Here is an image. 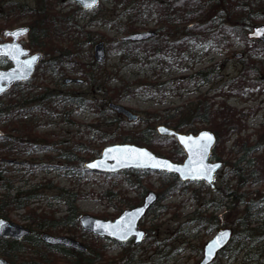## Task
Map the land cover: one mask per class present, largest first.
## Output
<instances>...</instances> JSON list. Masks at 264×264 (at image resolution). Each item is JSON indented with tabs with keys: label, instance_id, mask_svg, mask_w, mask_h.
I'll return each instance as SVG.
<instances>
[{
	"label": "rangeland",
	"instance_id": "1",
	"mask_svg": "<svg viewBox=\"0 0 264 264\" xmlns=\"http://www.w3.org/2000/svg\"><path fill=\"white\" fill-rule=\"evenodd\" d=\"M18 1L20 4L27 3L31 8L38 7L34 0ZM39 1L43 0L37 2ZM45 3H50L51 7L46 10L49 15L43 21L44 24L42 23L48 34L52 35L50 50L43 55L41 50L29 46L28 34L19 39L31 54L41 53L42 59L29 81L14 86L0 96V108L10 99L16 100L17 94L24 96L27 93L29 96L39 94L43 90L77 95L85 93L92 100L94 107L89 105L82 107L72 105L66 109L56 107L55 113L49 114L30 102L26 104L25 109L11 112L9 118L14 120L13 123L18 125L22 121L33 123L32 131L38 137L8 134L13 136L17 149L10 155L0 153V198L6 193L18 194L20 197L35 194L36 197L29 199L25 208L9 211L6 219L29 228L32 234L30 237L33 238L36 237L34 231L37 230L40 234L77 238L90 250L105 245L104 258L99 264H126L121 255L124 249L114 241L94 238L89 233L80 236L77 222L66 225L59 223L39 230L26 216L27 211L45 216L54 222L61 221L69 211L66 199L74 195L76 218L81 214H89L113 219L121 210L127 208L123 199L140 201L147 191H154L159 195L164 181L169 179L167 175L170 174L150 170H125L103 174L84 169L83 163L91 160V155L99 153L103 147L120 143L113 137L114 135L129 133L135 135L147 126L155 130L156 125L164 124L163 118L173 116L176 112L182 113L186 105L195 103L199 98H209V102L213 103V109L225 104L244 113L245 117L242 118L245 120H241L244 128L239 134L228 133L221 139L222 144L215 143L228 170L233 168V163L239 157L235 155L234 158L230 153L236 149L232 143L237 137L248 138L252 143L258 141L264 146V134L261 132L264 123V88L257 87V83L264 84V74H248L246 78L255 85L243 86L240 94H235L229 88L231 82L242 71V59L248 60V56L249 59L252 56L255 60L261 58L255 56L259 43L248 40L246 35L242 38L237 34V30L229 33L227 28H223L229 37L228 44L221 47L216 45L220 34L214 33L216 32L214 28L207 27L200 31L198 38H189L183 32L184 27H179L172 34L161 32L154 37H157L159 43L163 41V36L170 41H179L182 43L179 45L180 50L174 53L173 47L166 45L164 48L157 47L162 52H156L151 56L135 48L126 51L120 47L118 40L124 34L121 33L122 28L119 26L128 23L126 10L122 5L99 0L95 8L83 14L77 10L72 0H46ZM255 7L263 10V17L251 24L252 27L264 23V0H257ZM216 10V6L210 8L197 22L210 21ZM61 15L71 16L75 26L65 27L58 19ZM156 18V15L151 14L142 22L134 23L135 30L132 33L159 30ZM30 20L26 17L20 18L12 28L31 24L33 17ZM1 22L0 20V25ZM76 27L79 30L73 33ZM250 29L248 28L247 32ZM2 31L4 30L0 29V42L9 40L2 36ZM84 32H89L86 39L83 36ZM98 41L104 43L105 58L93 74L101 75L100 82L105 80L104 86L96 88L87 81L64 83L65 79L82 78L77 71L80 66L92 69L94 62L92 48ZM53 49L65 51L67 55L61 59L64 63L62 61V64H54L53 59L59 52H54ZM0 65L8 63L0 60ZM207 68H211L213 73L208 82L203 83L202 79L190 77ZM12 91L14 93H11ZM115 92L118 94L117 97L109 100L108 94L113 95ZM102 102L107 108L110 102L118 103L136 114L138 118L129 121L118 114L119 121H116L113 115L107 112H104V116H99L98 111L102 109L100 106ZM208 127V123L197 122L181 132H186L189 128L196 132ZM260 134L262 135L259 138ZM0 135L3 134L0 132ZM8 141L10 140L7 139ZM173 148L169 141L165 143L161 141L155 148L157 153L149 149L157 155L167 157L165 152ZM259 155L264 158L261 151L253 156ZM68 158L71 160H66ZM4 159L7 161L6 164L3 163ZM226 178L227 175L223 176L222 171H219L213 181V188L203 182L185 183L173 193L160 198L139 224L146 232L143 242L137 245L128 242L134 247L135 254L129 264H191L198 261L201 254L193 251L192 247L198 245L202 248L214 231H206L205 227L196 225L194 218L196 215L208 217L210 213L219 216L224 211V206L213 211V204L219 202L221 194L217 188L221 186V180ZM263 189L264 182L256 181L244 185L241 190L251 192ZM261 219H264V215ZM22 243L26 248L16 258V264L45 251L42 248L33 251L29 248V240ZM47 253L49 256L45 257L50 259L51 264L70 262L69 256L65 257L53 251ZM221 259L225 261V258Z\"/></svg>",
	"mask_w": 264,
	"mask_h": 264
},
{
	"label": "trees",
	"instance_id": "2",
	"mask_svg": "<svg viewBox=\"0 0 264 264\" xmlns=\"http://www.w3.org/2000/svg\"><path fill=\"white\" fill-rule=\"evenodd\" d=\"M34 0L38 7L31 8L27 3H19L18 0H0V29H10L15 23L19 21L20 18L26 17L29 20L33 17V22L28 24V44L31 47L41 50L43 55L50 50L51 36L48 34L47 28L43 26L44 20L48 17V12L46 10L50 7V3L46 4L45 1ZM113 4H120L124 7L125 15L128 20L127 24L120 25L122 28V34L128 35L134 32V23L142 22L145 18H149L151 14L157 16V23L159 25V30H157V35L161 32L172 34L177 28L184 27V34L189 36V38H198L200 31L208 28L216 29L220 37L217 38L219 41L216 42L217 46L225 47L228 42V34L223 28H227L229 33L237 30V34H240L242 38L243 35L247 34V29L252 28L253 23L256 22L258 18L263 17V10L259 7H255L257 0H108ZM77 10L85 14L86 12L81 10L77 5H75ZM214 6L217 7L215 15L210 19V21L197 22L210 8ZM145 16V18H142ZM60 22L67 28L70 26H75L71 16L61 15L59 18ZM32 21V20H30ZM43 23V24H42ZM79 28H74L73 33H77ZM218 31V32H217ZM84 39L88 38L89 32H84ZM56 37V36H53ZM247 38V37H246ZM70 39V38H68ZM216 39V40H217ZM169 40L166 36H163V41L159 43L157 37H151L142 41H122L118 40V43L126 49V51L133 50L134 48L148 53V55L154 56L156 52L161 53L159 50L161 47L164 48L166 45L173 47L174 53L180 50L182 43L176 40ZM225 40V41H224ZM249 40V39H248ZM254 43H259V48L255 54L261 58L258 60L252 59V56L248 60L242 59V71L235 77V79L229 85V88L233 90L235 94H240L243 86L252 87L255 85L253 81L246 78L248 74H264V43L251 40ZM92 43V41H91ZM134 49V50H135ZM54 52H59L57 56L53 59L54 64L64 63V55H67L64 50L53 49ZM134 55V52L133 54ZM176 56L179 55L175 54ZM61 63V64H62ZM92 69H84L80 66L77 70L78 74L82 75L80 78L82 81H87V83L94 84L96 88L104 86L105 80L100 82L101 75L99 73L93 74L99 64L92 62ZM213 76L211 68L199 70L193 76L198 79H202L203 83L208 82ZM18 85V84H16ZM15 85V86H16ZM14 87V86H13ZM12 87V88H13ZM259 89L264 88V84L257 83ZM11 88V89H12ZM9 89V90H11ZM8 90V91H9ZM123 91V88L121 89ZM19 92V91H18ZM11 93H14L13 91ZM117 92L115 94H108L109 100L113 97H117ZM16 100L10 99L6 105L0 108V132L1 136L0 142V153L4 155H10L17 149V143L13 142V136H9V133H15L18 135H27L30 137H38L33 130V126L28 122H20L19 125L13 123L14 120L9 118V115L13 110L25 109L26 104L33 102L38 108L46 110L49 114H53L56 111V107L66 109L68 106H92V100L90 97L86 96L85 93L73 94V93H55L54 91H41L39 94L30 95L26 93L24 96L16 95ZM97 105H95L96 107ZM102 109L98 111L99 116H104L107 112L113 115L116 121L117 113L111 111L107 108L103 102L100 105ZM213 103L209 102V98H199L195 103H190L185 106L184 111L176 112L173 116H168L163 118V123L168 127H171L177 131L184 130L187 126L193 125L194 123H208L211 131L214 132L216 136V144H222L221 139L225 137L228 133L239 134L240 130L244 128V124L241 120H245L243 112L237 111L233 108L221 104L218 108H212ZM262 134H264V123L262 125ZM187 131H192L189 128ZM259 135L260 136L262 135ZM120 143H133L140 146H147L154 152L155 148L160 145L161 141H169L173 144L174 148L165 152V155L175 161L180 162L183 159L184 153L181 148L176 144V141L172 137L159 136L154 128L149 126L140 130L137 134L132 135H114ZM7 139L10 141L7 142ZM114 140V139H113ZM221 141V142H220ZM216 144L211 151V159L222 160L220 152L218 151ZM235 151L230 153L232 156L239 155V157L233 163V168H230L223 176L227 175V178L221 180V186L218 187L220 192V200L214 203L213 211H217L219 207L224 206V211L219 216H214L212 213L208 214V217L195 216L194 220L196 225L205 227L206 231H215L219 227H232V238L228 246L219 252L218 258L214 259L210 264H264V219L261 217L264 215V189L262 191L253 190L251 192L242 191V187L249 183H254L256 181L264 182V158L261 156L254 157L253 155L258 151L264 154V146H261L258 141L249 142L248 138H236L233 143ZM216 146V147H215ZM95 153V152H94ZM98 152L91 155L97 156ZM158 154H160L158 152ZM258 162L256 163L257 160ZM66 160H71L70 158ZM6 160L3 163L6 164ZM168 180L163 183V189L159 192V199L164 198L167 194L173 193L182 184L179 182L176 176L167 175ZM233 182V183H232ZM9 188H7V191ZM36 197V195H25L20 197L18 194L10 195L6 193L2 198H0V217H7V213L13 209L19 210L25 208L27 201L31 198ZM76 197L74 195L69 196L66 199L68 204V213L63 218V220H57V222L50 220L45 216H38L32 211H27V217L30 219L31 223L35 225L39 230L41 228H47L51 225L61 224H76V209L73 205ZM225 200V202H222ZM124 206L131 207L140 201L137 199L135 201L122 200ZM56 223V224H50ZM207 225V226H205ZM82 232V231H81ZM36 237H27L24 240L30 241V246L33 251L39 249L45 250L44 252H39L36 257L29 258V260L22 261L20 264H51L48 257L49 252H57L62 256H74L72 260L73 264H99L104 258L103 254L106 250V246H96L91 250L87 248L84 252H76L71 249H64L59 246H50L44 244L40 238L38 231H34ZM84 233V232H82ZM86 234V232L84 233ZM95 238V237H94ZM245 240V241H244ZM151 243V242H150ZM149 243V244H150ZM124 249L122 259H125L126 264H129L134 257V247L129 244H118ZM28 246V245H27ZM153 246V245H152ZM151 246V247H152ZM194 247V248H193ZM193 251L201 254L200 246H193ZM26 248L22 241L8 240L0 238V256L6 258L10 264H16V258L19 254ZM19 252V254H17ZM40 253H43L41 255ZM17 256H14L16 255ZM161 255V250H159ZM15 257V258H14ZM76 257V258H75ZM162 257V255L160 256ZM165 257V256H164ZM225 258L222 261L221 258ZM166 259V257H165ZM167 262V261H166Z\"/></svg>",
	"mask_w": 264,
	"mask_h": 264
},
{
	"label": "water",
	"instance_id": "3",
	"mask_svg": "<svg viewBox=\"0 0 264 264\" xmlns=\"http://www.w3.org/2000/svg\"><path fill=\"white\" fill-rule=\"evenodd\" d=\"M76 4L80 6L83 10H89L98 4V0L93 4V0H72ZM25 30V31H21ZM29 30L28 27L22 26L17 27L12 30H7L4 32L5 36H10L11 41L0 43V58H6V60L10 63V66L4 69H0V95L6 92L12 85L17 82H26L28 81L32 74L35 71V67L39 63L42 55L40 53H34L29 55V50L25 49L23 45L17 41V39L24 35ZM264 30V25L254 26L250 32L247 33L248 39H258L264 43V35H261V31ZM9 33H18L17 35H9ZM154 31H145V32H136L129 35L121 36L120 39L122 41H141L148 39L150 37L155 36ZM93 52V59L97 64H101L105 58V46L103 41H98L93 45L92 48ZM15 56V58H13ZM35 58V59H33ZM32 60L31 68H28L26 65V61ZM64 83H71V82H79L78 79H65ZM108 108L112 111L123 115L129 121H135L138 116L131 112L129 109L125 108L124 106L110 102L108 103ZM161 129H166V132H162ZM155 131L160 136L166 137H173L178 144V146L184 152V159L181 162H174L170 159L159 156L149 150L144 146H137L132 143H114L111 145H107L100 150L99 156L86 161L83 163V167L89 171H95L103 174H113L119 171L124 170H150V171H159L167 174H174L178 180L182 183L185 182H203L210 186L211 188L214 187L213 180L215 177V173L222 169L223 172L227 170V167H223L222 161H211L210 155L211 150L216 142L215 134L208 130V129H201L196 133L192 132H179L176 131L168 126L163 124H159L155 126ZM209 133L212 136V142L208 147L206 153H204L203 164L212 166V165H219V167H215L212 172L210 173V181L208 179L203 178H193L191 174H186L189 172V161L190 159L193 161L192 164V171L194 172L199 165L196 163L199 160V156L196 155V143L200 142L203 143L205 141L201 140L203 133ZM181 137H184L185 140L182 142ZM191 137V141L187 138ZM189 147H191L192 151H189ZM115 148H134L140 149L143 151H147L151 153L153 156L157 157L158 159L167 160L170 163L178 166L180 168L179 172H169V171H162L159 168H145L139 167L136 165L133 159H128L125 164L118 163L117 159H113L112 157H118L121 160H124L125 157L134 156L131 153H118L112 152L108 153V149H115ZM97 161L103 162L102 166L96 168H88L86 165L96 163ZM114 169V170H113ZM158 194L154 191H147L144 196L142 197L141 203L135 205L133 207H129L123 209L114 219H103L99 217H95L89 214H81L77 221L80 227L91 234L100 237V238H108L118 243H125L131 239H133V244L136 245L141 243L145 236V231L139 228V222L145 216L146 212L157 202ZM130 213H135V216H130ZM0 222H2L5 227L0 228V237L11 238L14 240H21L24 237L30 235V230L27 227H23L22 225L15 224L12 221H9L5 218L0 217ZM123 222V227H126L129 223L132 225V231L127 234L126 239H119L118 234L112 235L110 234L113 229L107 228H100L99 225H113L114 227L118 224ZM227 233L226 236H222V234ZM142 234V235H139ZM232 236V229L230 227H221L218 228L212 236L203 244L201 248V258L200 260L191 263V264H210L216 258L217 254L223 250L229 243ZM40 239L43 243L52 245V246H65L70 247L75 250H85V246L81 244L79 241L71 239L66 236H53L47 233H43L40 235ZM214 241H218L212 248L209 245H212ZM0 264H9L4 258L0 257ZM116 264V263H111Z\"/></svg>",
	"mask_w": 264,
	"mask_h": 264
},
{
	"label": "snow or ice",
	"instance_id": "4",
	"mask_svg": "<svg viewBox=\"0 0 264 264\" xmlns=\"http://www.w3.org/2000/svg\"><path fill=\"white\" fill-rule=\"evenodd\" d=\"M96 2V0H93V4ZM21 31H25V30H21ZM18 33H9V35H17ZM261 35H264V30L261 31ZM13 58H15V56H13ZM35 59V58H33ZM28 68H31L33 61L29 60L25 62ZM162 132H166V129H161ZM181 141L183 142L185 140L184 137L180 138ZM189 141H191V137L187 138ZM212 136L205 132L202 134L201 140L205 141L203 143L200 142H194L196 143L197 147H196V155L199 156V160L196 161V163L199 165V167L193 172L192 171V164L193 161L190 159L189 161V172L186 174H191L193 176V178H203V179H208L209 182L210 181V173L212 172V170L215 167H219V165H212V166H208L203 164V159H204V153H206L208 147L210 146L211 142H212ZM189 151L191 152L192 149L191 147H189ZM112 152H118V153H131L134 154V156L131 157H125L124 160L119 159L118 157L113 156V159H117L118 163L121 164H125L127 162L128 159H133L136 163L137 166L139 167H145V168H159L162 171H175V172H179L180 168L172 163H170L167 160H163V159H158L157 157L153 156L151 153L147 152V151H143L140 149H134V148H115V149H108V153H112ZM103 162L101 161H97L96 163L93 164H88L86 165V167L88 168H96V167H100L102 166ZM114 170V169H113ZM130 216H135V213H130ZM5 227V225L0 222V228ZM100 228H107V229H113V231L110 233L112 235H117L118 234V238L123 240L126 239L127 234L129 232L132 231V225L131 223H129L126 227H123V222L118 223L115 227L113 225H99ZM142 235V234H139ZM227 233L222 234V236H226ZM216 243H218V241H214L212 245H209L210 248H212Z\"/></svg>",
	"mask_w": 264,
	"mask_h": 264
},
{
	"label": "flooded vegetation",
	"instance_id": "5",
	"mask_svg": "<svg viewBox=\"0 0 264 264\" xmlns=\"http://www.w3.org/2000/svg\"><path fill=\"white\" fill-rule=\"evenodd\" d=\"M264 24V23H263ZM23 36H26V35H23ZM22 36V37H23ZM3 37L5 38V39H9V40H6V41H10L11 40V38L10 37H8V36H4L3 35ZM21 38V37H20ZM19 38V39H20ZM6 41H3V42H6ZM23 44V43H22ZM25 47V46H24ZM27 50H29L27 47H25ZM30 51V50H29ZM29 53H31V52H29ZM0 60H2V62H4V61H6L4 58H0ZM9 65H0V69H4V68H7ZM141 201V200H140ZM140 224V223H139ZM79 228H80V236H84L85 234V232H86V234L87 233H89L90 235H92V236H94L93 234H91L90 232H87V231H84L80 226H79ZM84 232V233H82V232ZM145 234H146V232H145ZM30 235H32V234H30ZM30 235L29 236H27L28 238L30 237ZM27 237H24L23 239H21V240H19V241H25L24 239L25 238H27ZM95 237V236H94ZM1 239H8V240H14V239H11V238H5V237H0ZM39 238H40V236H39ZM69 238H71V239H74V240H77V238H73V237H69ZM103 239H105V238H103ZM15 241H17V240H15ZM77 241H79V240H77ZM80 242V241H79ZM130 242H132V240L130 241ZM81 243V242H80ZM82 244V243H81ZM132 245H134L133 244V242H132ZM51 246V245H50ZM57 246H59V247H63L64 249H71V250H74V251H76V252H84V251H86L87 250V246H85V250H75V249H72V248H70V247H65V246H61V245H57ZM17 254H19V252H17ZM17 254L16 255H14V256H17ZM1 258H4L3 256H0ZM15 258V257H14ZM9 264H10V262L6 259V258H4ZM69 259H70V262H67V263H63V264H73V262H72V260L74 259V256H69Z\"/></svg>",
	"mask_w": 264,
	"mask_h": 264
}]
</instances>
